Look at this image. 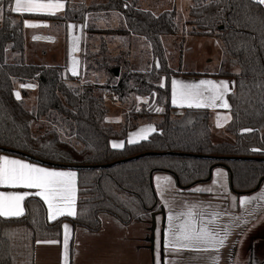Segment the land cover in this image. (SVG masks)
Segmentation results:
<instances>
[{
  "label": "trees",
  "instance_id": "1",
  "mask_svg": "<svg viewBox=\"0 0 264 264\" xmlns=\"http://www.w3.org/2000/svg\"><path fill=\"white\" fill-rule=\"evenodd\" d=\"M14 1L0 0L4 8L0 24V156L9 152L41 164L75 168L78 194L75 216L49 220L47 206L36 194L25 198L22 215L0 214V264H17L13 228L25 229L28 248H22L20 255L28 257L27 264H33L36 241L61 240L65 220L89 233L102 229L103 215L122 224L150 221L163 209L153 182L157 171L173 174L181 189L189 190L211 180L214 167L225 166L232 174L236 193L259 189L264 181L261 2L192 0L189 34L216 37L224 52L216 74L236 80L235 90L228 95L231 118L223 129L233 142H214L209 108L184 107L180 116H172L175 107L171 102V76L178 70L168 66L164 37L179 29L176 5L156 13L150 6L143 7L140 0H94L89 5L81 0H65L63 14L53 15L19 13ZM87 17L86 35L144 38L151 46L152 59L141 67L131 62L125 48L119 47V52L113 54L105 46L94 55L84 42L82 84L79 75L72 74L64 64L26 61L25 18L79 24ZM227 65L239 70L234 72ZM116 68L120 69L119 75ZM29 85L37 86L36 103L31 105L27 104ZM18 86L22 87L20 97L16 95ZM108 89L114 91L121 105H127L120 122L109 120L112 105L104 98ZM145 121H153L155 130L147 138L128 142L129 131ZM50 124L54 128L48 129ZM43 126L45 131L41 132ZM58 128L75 136L83 147L78 149L62 140ZM114 138L125 140L124 145L113 147ZM247 264H264V259L252 252Z\"/></svg>",
  "mask_w": 264,
  "mask_h": 264
},
{
  "label": "crops",
  "instance_id": "2",
  "mask_svg": "<svg viewBox=\"0 0 264 264\" xmlns=\"http://www.w3.org/2000/svg\"><path fill=\"white\" fill-rule=\"evenodd\" d=\"M47 1L48 9L41 10L30 7L40 3L37 0H15L14 9L19 13L63 14L65 0ZM256 1L264 5V0ZM55 21L61 20L25 18L26 58L32 57L31 53L34 51L37 53L32 45L44 40V30ZM64 23L72 27L77 25L75 22ZM84 30L81 29L80 57L84 49ZM53 43L66 48L61 58L63 61L52 62L53 59H45L44 63L49 66L64 64L72 74L78 75V72L73 71L74 63L67 56L68 35ZM230 70L237 72L239 68L232 66ZM216 72H207L205 68H201L173 74L171 102L175 107L174 112L179 114L184 107L209 108L212 112L210 126L213 140L223 142L225 138L221 132L231 118L228 95L235 90L236 80L232 76L217 75ZM127 141L139 140H131L129 134ZM124 143L125 140H122L114 147H122ZM157 179L167 185L162 187L164 195L157 191L163 209L153 215L150 229L142 233L146 221L122 224L111 217L103 222L100 231L89 233L75 228L71 221L65 220L61 240L36 241L33 247V264H247L249 257L244 258L242 250L240 252L243 236L249 230V227H244L247 223H244L253 221L254 214L258 218L257 212L264 206V200L256 202L257 198H250L263 191L264 181L256 191L236 196L238 193L231 186L230 171L225 166L214 167L211 180L203 184L201 191L195 185L189 190L181 189L177 178L169 172L155 173L154 184ZM208 189L225 196L229 206L213 207L212 202L210 206V200L205 195L209 193ZM32 194L44 200L49 220L75 216L77 170L41 164L24 156L3 152L0 156V214L5 217L22 215L25 212V198ZM236 201H239V206L233 208L232 203ZM241 201H244L243 205ZM236 222L239 223V237H231ZM133 230L140 235L133 237Z\"/></svg>",
  "mask_w": 264,
  "mask_h": 264
},
{
  "label": "rangeland",
  "instance_id": "3",
  "mask_svg": "<svg viewBox=\"0 0 264 264\" xmlns=\"http://www.w3.org/2000/svg\"><path fill=\"white\" fill-rule=\"evenodd\" d=\"M8 1V0H3ZM40 3L34 4L30 7H33V9H48V1L47 0H37ZM84 1L85 5H89L94 0H81ZM2 2V1H1ZM15 2V1H14ZM140 3L143 7L150 6L156 11V13H159L160 11H163L165 9H171L176 5L177 3V17L176 21L179 26V29L176 34L165 36L164 37V45L166 47V58L168 60V66L171 70H178V71H197L201 68H205L207 72H216L221 67V61L224 57L223 48L221 45V42L216 37H210V36H197L189 34V30H192V25L188 23L190 20L189 15V9L192 3V0H140ZM3 13L4 8L2 7V4L0 3V24L3 21ZM90 18L87 17L85 21H82L81 23L77 25L69 26V24H66L61 21H55L52 23L51 27L46 28V31L44 33V40L39 41L37 43H34L32 45L33 49L37 50V53L35 51L33 54L31 53L32 57L26 58L27 62L32 63H44L45 59H50L52 62L54 61H63L61 60L62 56L65 54L66 48L64 49V46L62 45H56L53 43L54 40L57 42V39L60 41L63 38H65L68 35L69 39V50H67V56L71 60L72 63H74L73 71L78 72V75L81 73H85L84 70V60L83 56L86 55V46L81 52L80 57V48H81V29H85V44H89V53H92L94 55L99 54L102 49L107 46L106 48L109 49L110 52L113 54H116L119 52V47L125 48V52H128V56L132 63L136 65H140L141 67L146 66V63H148L152 59V52H151V46L147 43V41L144 38L137 37L130 39H121L117 38L115 39L111 35L105 33V34H96L92 37L89 35H86V29H87V23L89 22ZM58 26V27H57ZM102 26L106 27V24H102ZM40 33V32H39ZM38 33V34H39ZM39 36H43V34H39ZM70 36V37H69ZM43 38V37H42ZM114 39V40H113ZM113 41V42H112ZM107 42V43H105ZM105 43V44H103ZM57 49L56 51H54ZM82 63V64H81ZM227 69H231L229 65L226 67ZM94 77V75H92ZM84 81V79H83ZM78 82L82 84L79 80ZM164 82V81H163ZM29 95L27 97V104L31 105L36 103L37 99V86L36 85H29L28 87ZM100 89V88H99ZM172 89V85H171ZM16 95L18 97L21 96L22 87L18 86L16 89ZM138 103H141L138 101ZM127 106V105H126ZM124 105H121L120 102L117 104L112 105L111 108V116L109 117L110 121L113 122H120L124 118V108L126 107ZM182 114V113H181ZM181 114L177 112H172V116H180ZM155 120H160L161 118H155ZM44 121V120H42ZM41 123L38 122L35 127ZM48 129L54 128L53 124H50L47 126ZM211 128V126H210ZM155 130V124L153 121H145L141 124L137 125L135 128L131 129L129 132L130 139L131 140H142L144 138H147L150 134V132H153ZM45 131V127L43 126V129L41 132ZM59 136L62 140L68 141L72 145H74L76 148L80 149L83 147L82 143H78L79 141L76 139L75 136L68 135L64 133L63 131H60L58 128ZM222 137L225 138V141L233 142V138L230 137L228 134H225L224 131L221 132ZM128 134V136H129ZM211 139L213 140L212 135V129H211ZM123 139H113L111 140L112 146L114 147L115 144L122 142ZM216 142V141H214ZM224 142V141H223ZM160 172V171H157ZM155 172V173H157ZM154 173V174H155ZM203 184H206V182L203 183H197L194 187L196 189L200 190L203 189ZM155 190L156 192H161L163 195L165 193L164 190H162L164 186H166V183H161L158 179L155 182ZM207 186V185H206ZM209 193L205 194L206 197L210 200V206L213 205L215 207L216 205H222L223 207L227 208L229 206L228 199H226L225 196L215 193L212 189H208ZM264 189L261 191V193H258V195H255V197L250 198H257L255 200L256 202L260 201L261 199L264 200ZM236 196H240L237 194ZM244 198V197H243ZM207 200V199H205ZM212 202V205H211ZM254 202V201H253ZM242 205L244 204V201H241ZM233 208H236L239 206V201L233 202ZM183 205V204H182ZM197 206V204H194ZM256 205V204H255ZM184 206V205H183ZM200 206V204H199ZM258 218L256 217V214H254L253 221L245 222L246 224L244 227L248 228L249 230L244 234L243 240L241 241L240 246V252L242 250L244 258H247L251 255V253H255L259 257L264 259V206L260 208V210L257 212ZM108 218H111L109 215H103V221L106 222ZM147 222H150L149 224ZM153 222L146 221V225L144 226V229L142 233L150 229V224ZM214 227V226H213ZM25 229L24 228H13L12 229V240L14 242V246L16 249V260L15 262L17 264H27L29 262L28 257H22L20 255V251L22 248H28L27 243L25 242L26 235L24 236ZM231 234L233 237L238 235L239 237V223H235V227L232 229ZM140 233L133 230L132 236L136 237L139 236ZM24 236V237H23ZM144 245V244H143ZM138 247H141L139 245ZM244 247V248H243ZM26 251V249H25ZM240 252L238 253L237 257V263L239 262ZM18 254V255H17ZM26 256V255H25ZM247 256V257H246Z\"/></svg>",
  "mask_w": 264,
  "mask_h": 264
},
{
  "label": "built area",
  "instance_id": "4",
  "mask_svg": "<svg viewBox=\"0 0 264 264\" xmlns=\"http://www.w3.org/2000/svg\"><path fill=\"white\" fill-rule=\"evenodd\" d=\"M78 80L82 83L83 82V76H82V73L79 75L78 77ZM104 98L105 100L111 104V105H114V104H117L119 103V100L116 96V94L114 93V91L112 89H108L104 92Z\"/></svg>",
  "mask_w": 264,
  "mask_h": 264
},
{
  "label": "water",
  "instance_id": "5",
  "mask_svg": "<svg viewBox=\"0 0 264 264\" xmlns=\"http://www.w3.org/2000/svg\"><path fill=\"white\" fill-rule=\"evenodd\" d=\"M119 72H120V69L119 68H116L115 69V73L116 75H119ZM12 151V150H11ZM149 153H154V152H149ZM138 157V156H137ZM115 163L117 162H114V163H111V164H107L105 166H110V165H114ZM212 171V170H211ZM211 175H212V172H211ZM264 179V178H263ZM263 179L261 181H263ZM231 186L233 187V182H232V174H231Z\"/></svg>",
  "mask_w": 264,
  "mask_h": 264
}]
</instances>
